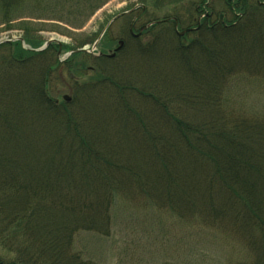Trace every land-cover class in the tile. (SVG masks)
<instances>
[{
    "label": "trees",
    "instance_id": "16d2710c",
    "mask_svg": "<svg viewBox=\"0 0 264 264\" xmlns=\"http://www.w3.org/2000/svg\"><path fill=\"white\" fill-rule=\"evenodd\" d=\"M107 1L0 0V21L81 29ZM140 2L152 34L116 58L0 43V264H96L75 237L108 234L118 199L229 236L246 257L227 264H264V113L225 95L264 82V0Z\"/></svg>",
    "mask_w": 264,
    "mask_h": 264
},
{
    "label": "rangeland",
    "instance_id": "374dc122",
    "mask_svg": "<svg viewBox=\"0 0 264 264\" xmlns=\"http://www.w3.org/2000/svg\"><path fill=\"white\" fill-rule=\"evenodd\" d=\"M141 3L140 0H108L81 29H73L61 21L37 18L16 20L10 26L0 21V40L21 37L25 41L22 45L30 47L26 43V36L29 35L39 41L40 44L33 48L36 49L44 46L49 39L56 38L63 39V45L70 47V50L86 48L93 51L91 54H98L100 49L116 44L102 36L97 48H93L105 26L115 15ZM39 6L34 2L35 11ZM165 10L156 16L162 18L170 12ZM130 19L131 16H125L112 22L107 31L110 38L121 36ZM53 24L67 30H55L51 26ZM24 27L32 29L31 32H26ZM149 34L151 36L152 33ZM149 34L142 39L146 41ZM81 40L86 41L80 45ZM67 52L61 49L60 61L69 58ZM85 60L88 66H92V59L88 57ZM55 80L58 89L53 90L54 95L61 97L70 93L67 73ZM225 95L249 112L264 113V82L258 78H236ZM228 237L214 228L187 223L157 207L118 199L111 209L108 234L80 231L75 237L74 250L96 264H227L232 260L244 259L246 250L239 243H232Z\"/></svg>",
    "mask_w": 264,
    "mask_h": 264
},
{
    "label": "flooded vegetation",
    "instance_id": "af4514ba",
    "mask_svg": "<svg viewBox=\"0 0 264 264\" xmlns=\"http://www.w3.org/2000/svg\"><path fill=\"white\" fill-rule=\"evenodd\" d=\"M125 16H131V19L129 20L128 27L124 29L121 36L112 37V41H114V43L116 42V44L100 49L98 51V54H90V55H93L94 58H99V59L116 58L117 56H119V54L122 52L123 48L125 47L127 37L130 36L132 38H136L140 40L142 37L145 36V32L148 30V28L144 29L140 34L138 33L141 31V28L144 25L151 23L149 22V18L146 13V6L144 4H136L134 7L130 8L129 10L120 12L119 14L115 15L113 17V19L114 18L115 19L112 22L117 21L120 18H123ZM200 18H202V16ZM169 19H171V17ZM178 29H179V22H178ZM107 31H108V28L105 31L103 36H105V34L108 33ZM120 40H122L124 44L121 49L116 50V48L119 45ZM114 52H115V55L110 56V53H114ZM58 53L57 54L60 55L59 51Z\"/></svg>",
    "mask_w": 264,
    "mask_h": 264
},
{
    "label": "water",
    "instance_id": "95a60500",
    "mask_svg": "<svg viewBox=\"0 0 264 264\" xmlns=\"http://www.w3.org/2000/svg\"><path fill=\"white\" fill-rule=\"evenodd\" d=\"M115 19V18H114ZM112 19L104 28L103 32L101 33V35L99 36V38L94 42L93 44V48L96 49L97 48V44L99 43V41L101 40L102 36L104 35L105 31L107 30V28L109 27V25L112 23V21L114 20ZM172 20L175 21V29L177 31V34L179 36H184L187 32L191 31V30H194L195 28H189V29H183V30H179L178 29V20L175 18V17H171ZM153 24L152 23H149L147 25H144L142 28H141V31L138 33L140 34L144 29L148 28L149 26H151ZM18 40H20L21 42H24V39L19 37L17 38ZM4 41H8V40H0V43L4 42ZM57 43L59 45V52H61V49H62V46H63V43L59 40H55V39H49L45 44L44 46H42L41 48H36L35 50H43L45 49L47 46H49L51 43ZM124 42L122 40L119 41V45L118 47L116 48V50H119L122 48ZM93 52V51H89L87 50L86 48H79V49H76V50H73L71 51V53H76V52ZM59 54V53H58ZM115 55V52L114 53H110V56H114Z\"/></svg>",
    "mask_w": 264,
    "mask_h": 264
},
{
    "label": "bare ground",
    "instance_id": "6f19581e",
    "mask_svg": "<svg viewBox=\"0 0 264 264\" xmlns=\"http://www.w3.org/2000/svg\"><path fill=\"white\" fill-rule=\"evenodd\" d=\"M55 40H59V41H61L62 43L64 42V40L63 39H56V38H54ZM2 40H4V39H2ZM5 40H12V39H5ZM76 50V49H75ZM73 51V50H72ZM89 54H91L90 52H88ZM72 53H71V51H68L67 52V56H70Z\"/></svg>",
    "mask_w": 264,
    "mask_h": 264
}]
</instances>
